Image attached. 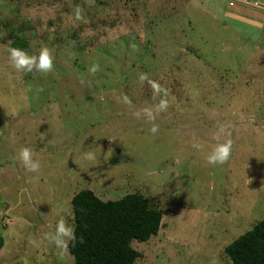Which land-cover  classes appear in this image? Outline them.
<instances>
[{
    "label": "rangeland",
    "instance_id": "rangeland-1",
    "mask_svg": "<svg viewBox=\"0 0 264 264\" xmlns=\"http://www.w3.org/2000/svg\"><path fill=\"white\" fill-rule=\"evenodd\" d=\"M243 2L0 0V264H75L43 235L61 218L73 226L85 188L161 211L157 233L131 241L134 264H233L226 245L264 218V0ZM41 46L51 73L10 67L9 47ZM140 73L169 91L155 135L132 115L161 98ZM218 123L233 149L212 166L191 145L212 143ZM22 147L39 172L16 161Z\"/></svg>",
    "mask_w": 264,
    "mask_h": 264
},
{
    "label": "trees",
    "instance_id": "trees-1",
    "mask_svg": "<svg viewBox=\"0 0 264 264\" xmlns=\"http://www.w3.org/2000/svg\"><path fill=\"white\" fill-rule=\"evenodd\" d=\"M71 204L75 233L84 241L69 246L75 264H134L139 253L131 241L148 240L161 225V211L137 193L102 200L85 188ZM225 252L233 264H264V218L227 244Z\"/></svg>",
    "mask_w": 264,
    "mask_h": 264
},
{
    "label": "clouds",
    "instance_id": "clouds-1",
    "mask_svg": "<svg viewBox=\"0 0 264 264\" xmlns=\"http://www.w3.org/2000/svg\"><path fill=\"white\" fill-rule=\"evenodd\" d=\"M74 11L75 18L81 20L83 17L80 8L77 7ZM7 52L10 67L18 73L37 72L46 75L51 73L54 69V57L52 51L47 46H41L34 53H29L28 51L17 47H9ZM99 71L100 66L98 63H94L88 68V72L93 77ZM139 81L142 84L146 83L148 87H150L153 99L158 96L161 97L159 102L154 106H147L132 113L133 117L136 119H144L151 124L149 131L155 135L159 130V126L155 123L157 116L160 113L167 111L169 107V101L167 99L169 91L158 81L151 79L146 73L139 74ZM89 86H91V82H89ZM123 103L131 105L132 101L127 95H125L123 97ZM230 128V124L218 123L211 136L212 143L204 145L198 142L194 137L191 146L193 149L205 153L204 158L209 165H223L228 162L232 155L233 141L230 138ZM15 159L23 169L29 172L36 173L40 171L41 164L37 159H34L33 151L29 147L20 148L16 153ZM84 159L95 161L97 156L94 152L89 151L84 154ZM43 239L47 240L49 244L54 245L62 252H66L70 245L75 246L76 243L84 242L83 237H77L74 226L70 225L63 218L57 221L54 230L44 233ZM32 243L35 244L36 241L33 240Z\"/></svg>",
    "mask_w": 264,
    "mask_h": 264
},
{
    "label": "water",
    "instance_id": "water-1",
    "mask_svg": "<svg viewBox=\"0 0 264 264\" xmlns=\"http://www.w3.org/2000/svg\"><path fill=\"white\" fill-rule=\"evenodd\" d=\"M3 245V238L0 236V247Z\"/></svg>",
    "mask_w": 264,
    "mask_h": 264
},
{
    "label": "crops",
    "instance_id": "crops-1",
    "mask_svg": "<svg viewBox=\"0 0 264 264\" xmlns=\"http://www.w3.org/2000/svg\"><path fill=\"white\" fill-rule=\"evenodd\" d=\"M248 8H249V7H248ZM248 8H246V9H248ZM253 8H254V7H253ZM249 10H250V11H251V10H253V9H252V7H251V8H249ZM246 13H247V12H246ZM247 14H249V13H247ZM251 15H252V14H251Z\"/></svg>",
    "mask_w": 264,
    "mask_h": 264
},
{
    "label": "built area",
    "instance_id": "built-area-1",
    "mask_svg": "<svg viewBox=\"0 0 264 264\" xmlns=\"http://www.w3.org/2000/svg\"><path fill=\"white\" fill-rule=\"evenodd\" d=\"M243 1H247V0H243Z\"/></svg>",
    "mask_w": 264,
    "mask_h": 264
}]
</instances>
